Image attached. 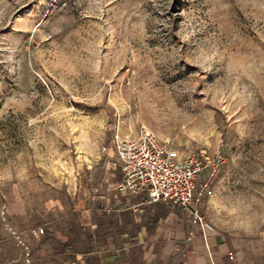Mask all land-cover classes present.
I'll list each match as a JSON object with an SVG mask.
<instances>
[{
	"label": "rangeland",
	"instance_id": "374dc122",
	"mask_svg": "<svg viewBox=\"0 0 264 264\" xmlns=\"http://www.w3.org/2000/svg\"><path fill=\"white\" fill-rule=\"evenodd\" d=\"M142 129L217 154L203 227L264 242V0H0V264L98 245L100 145Z\"/></svg>",
	"mask_w": 264,
	"mask_h": 264
},
{
	"label": "crops",
	"instance_id": "0c3cea01",
	"mask_svg": "<svg viewBox=\"0 0 264 264\" xmlns=\"http://www.w3.org/2000/svg\"><path fill=\"white\" fill-rule=\"evenodd\" d=\"M111 174L117 176L115 184L121 173ZM113 184L100 189L99 207L83 209V221L96 232L98 245L51 255L45 251L41 264L50 257L53 264H264V242L239 247L177 205L146 202L141 192H120Z\"/></svg>",
	"mask_w": 264,
	"mask_h": 264
},
{
	"label": "built area",
	"instance_id": "2783aa9c",
	"mask_svg": "<svg viewBox=\"0 0 264 264\" xmlns=\"http://www.w3.org/2000/svg\"><path fill=\"white\" fill-rule=\"evenodd\" d=\"M100 150L107 157L108 167L118 168L121 173L114 184L116 190L141 192L146 202L177 205L204 225L197 201L202 192L209 194L210 189L204 182L196 192V176L202 167L217 160V154L179 153L148 129L133 138L114 135L108 144L100 145Z\"/></svg>",
	"mask_w": 264,
	"mask_h": 264
}]
</instances>
